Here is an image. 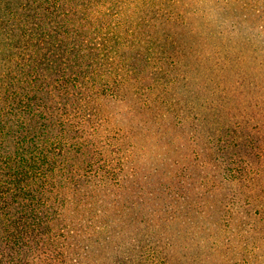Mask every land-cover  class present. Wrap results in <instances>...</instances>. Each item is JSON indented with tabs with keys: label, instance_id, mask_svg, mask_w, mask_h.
Returning a JSON list of instances; mask_svg holds the SVG:
<instances>
[{
	"label": "trees",
	"instance_id": "1",
	"mask_svg": "<svg viewBox=\"0 0 264 264\" xmlns=\"http://www.w3.org/2000/svg\"><path fill=\"white\" fill-rule=\"evenodd\" d=\"M206 1L221 23L245 8ZM189 2L0 0V264H84L90 247L106 255L103 264H167V227L185 195L211 194L221 184L246 195L252 238L243 248L248 264L264 260V232L259 242L249 218L257 207L264 219V138L199 114L195 139L203 126L210 130L197 170L163 153L149 165L139 162L145 146L100 112V100L119 98L129 86L162 99L161 120L182 101L174 86ZM251 19L264 32V15ZM167 135L158 130L155 144ZM182 135H169L170 145ZM235 142H242V166L222 153ZM258 190L262 196L253 195Z\"/></svg>",
	"mask_w": 264,
	"mask_h": 264
},
{
	"label": "rangeland",
	"instance_id": "2",
	"mask_svg": "<svg viewBox=\"0 0 264 264\" xmlns=\"http://www.w3.org/2000/svg\"><path fill=\"white\" fill-rule=\"evenodd\" d=\"M186 1H190L188 7L182 10L186 17L189 16V23L186 28L180 27L178 33L184 62L181 81L174 86L182 101L175 100L176 105L161 120L158 117L166 106L162 99L147 88V91L139 89L136 92L134 86H129L119 98L100 100V112L130 140L132 136L138 147L145 146L146 154L139 157V162L145 159L151 165L156 155L163 153L167 154L168 162L178 161L197 170L195 164L201 160L208 142L202 137L210 130L209 125L203 126L200 129L204 134L195 139L199 114H210L216 120L215 126L233 121L264 138V32L257 26L251 27V16L264 15V0H249L251 4L248 0H232L234 10L245 8L230 12L229 22L224 23L218 20L206 0ZM158 130H165L168 135L167 139L155 144L154 134ZM177 130L183 135L170 145L168 136L175 135ZM239 143L235 142V147L229 143L222 148L223 155L231 159L234 166H242L244 159ZM184 180H195V176L184 177ZM216 189L218 191L212 190L211 194L193 193L183 198L184 207L167 227L170 239L167 236L164 239L165 246L171 247L166 249L164 257L167 264L249 263L250 253L243 248L252 238L246 230L248 219L242 212L247 209L243 204L246 195L239 197L222 184ZM258 194L262 196L259 190L253 195ZM237 199L242 203H235ZM254 208L256 211L250 213L249 218L256 228L253 233L261 242L264 219L256 214L261 210ZM260 259L257 264L264 262ZM105 260L106 255L95 247H90L83 257L84 264H103Z\"/></svg>",
	"mask_w": 264,
	"mask_h": 264
}]
</instances>
